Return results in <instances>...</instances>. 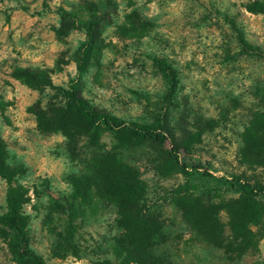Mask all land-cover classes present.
Returning a JSON list of instances; mask_svg holds the SVG:
<instances>
[{
    "label": "rangeland",
    "instance_id": "374dc122",
    "mask_svg": "<svg viewBox=\"0 0 264 264\" xmlns=\"http://www.w3.org/2000/svg\"><path fill=\"white\" fill-rule=\"evenodd\" d=\"M82 2L101 23L78 76L84 30L55 34V10L82 16ZM156 58L176 71L171 97ZM70 80L88 102L126 120L152 124L166 114L189 173L169 160V143L129 147L103 129L95 142L40 131L42 113L63 105L50 86ZM0 137L18 169L30 248L46 264L120 260L114 244L127 233L118 198L90 180L102 166L141 182L159 264H264V198L234 182L264 188V0H0ZM6 192L0 177V215ZM17 251L0 225V264H33Z\"/></svg>",
    "mask_w": 264,
    "mask_h": 264
},
{
    "label": "trees",
    "instance_id": "16d2710c",
    "mask_svg": "<svg viewBox=\"0 0 264 264\" xmlns=\"http://www.w3.org/2000/svg\"><path fill=\"white\" fill-rule=\"evenodd\" d=\"M79 9L82 16L77 17L62 8H56L55 12L60 15L61 22L54 29L58 36H63L76 27L84 30L85 39L81 44V53L77 62L78 76L86 72L92 53L98 47L101 23V18L93 4L82 2ZM254 51L258 52L256 48ZM154 61L158 71L166 80L168 96L171 97L178 85L176 71L164 59L156 58ZM29 75L27 71L19 72L21 77H29ZM50 87L62 97L63 105L49 109L47 115L45 114L46 117L42 113L43 122L39 120L38 123L40 131H60L67 138L74 134L87 133L95 142L100 129H103L113 132L119 141L129 147L143 142H152L160 146L169 143L170 148L166 150L169 160L175 165H180L179 172L189 173L185 164H179L180 145L169 126L166 114L162 118H157L152 124L130 121L88 102L80 94L76 80H70L66 87ZM200 168V166L191 167L193 172H198ZM17 170L8 163L7 149L0 137V177L7 184L6 211L0 215V225L13 232L18 243L19 259L30 260L33 264H46L41 255L33 251L29 245L27 218L22 209L24 194L22 187L16 183ZM201 174L214 177L207 170H203ZM93 175L90 176V180L95 182L97 188L118 198V211L121 215L119 221L127 234L118 237L114 244L115 255L121 257L116 264H159L158 259L149 251L148 237L155 230L156 221L140 209L139 201L144 198L141 182L128 171L112 170L107 166L97 167ZM219 179L223 180L222 177ZM234 182L238 183L241 190H248L255 196L264 198V188L260 184L239 179H235ZM69 213L70 215L75 213L74 205L69 206Z\"/></svg>",
    "mask_w": 264,
    "mask_h": 264
}]
</instances>
